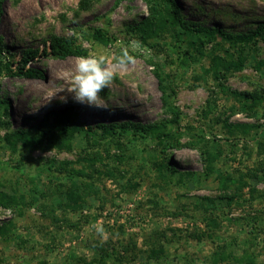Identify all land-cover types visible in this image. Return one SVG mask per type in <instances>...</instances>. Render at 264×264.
Masks as SVG:
<instances>
[{"label":"rangeland","instance_id":"374dc122","mask_svg":"<svg viewBox=\"0 0 264 264\" xmlns=\"http://www.w3.org/2000/svg\"><path fill=\"white\" fill-rule=\"evenodd\" d=\"M80 1H2L0 98L8 100L9 112L0 111V138L8 131L35 129L47 113L67 106L95 134L87 139L75 133L65 144L45 142L14 153L0 141V181L26 202L18 211L0 207V226L12 222L0 235V264H210L219 245L236 254L249 248L257 264H264V39L245 45L244 68L230 73L221 88L210 72L211 56L237 58L238 44L220 36L179 67L176 54L187 50L192 38L178 39L166 29L145 41L134 28L148 15L145 0L118 5L92 0L87 9ZM174 1L192 25L227 33L264 25V0ZM95 27L117 41L110 46L94 41ZM54 35L75 37L86 56L103 58L113 70L106 95L98 93L100 107L72 97L63 102L56 95L55 88H62L60 70H74L82 55L38 56L29 65L41 70L42 78L8 73L7 60L16 68L25 50L42 49ZM124 49L135 63H118ZM159 66L173 82L165 93L155 75ZM246 92L261 98L253 104ZM125 122L164 124L174 141H165V147L156 136L102 132L105 124ZM240 123L253 127L231 130ZM205 147L218 156L217 173L232 175L238 189L224 187L215 175L179 180L180 173L205 170ZM69 188L80 195L77 209L66 195ZM213 219L216 226L209 222ZM158 246L166 253L151 259L149 251Z\"/></svg>","mask_w":264,"mask_h":264},{"label":"trees","instance_id":"16d2710c","mask_svg":"<svg viewBox=\"0 0 264 264\" xmlns=\"http://www.w3.org/2000/svg\"><path fill=\"white\" fill-rule=\"evenodd\" d=\"M2 1L3 0H0V22L3 13ZM121 1L122 0H116L115 5H118ZM145 1L148 4V15L136 26H134L136 30L141 31L143 36L142 38L145 39V41H147L150 37L159 36L161 33L165 32L166 29L174 31L177 34L178 39H181L182 34L192 38L190 39V43L185 48L187 50H179L178 54H176L175 62L179 67H182V65L188 63L189 58L190 60L195 59L196 56L193 54V52L197 51L198 54H203V47L220 36H222L227 41H230L236 45L238 44L239 54L237 58H233L231 56L225 57L216 52H214L211 56L210 72H212L213 77L217 80L218 85L221 88L225 87L223 80L226 79L230 73L244 68L247 60L245 45H248L251 41H253V39L257 37L264 39V25H259L258 28L252 32L249 31L241 33H227L220 27L207 29L202 26L192 25L190 22L184 20L180 8L177 6L174 0ZM91 2L92 0H81L80 7L87 9L91 5ZM90 35L94 41L106 46H110L115 41H117L116 38L110 36L101 28H93L92 32H90ZM0 51H3L1 47ZM46 54H52L62 59H66L69 56L87 55L85 50L77 45L75 37L54 35L44 43L42 49L36 48L25 50L21 56V65L19 61L16 62V68H13L14 60H7L5 64L6 69L10 75L27 78H42L45 76L44 73L35 67H31L29 63L38 56ZM155 75L158 77L159 85L164 93L167 91V88L172 87V78L165 72L164 68L159 66L155 71ZM99 93L100 95L104 96L107 93V89L104 88ZM243 95L249 96L253 104L261 98V95H259L257 92H246L243 93ZM6 104H8V100L0 98V111L3 114H8L9 112V107ZM4 124L9 126V122H4ZM252 127L253 126L251 124L240 123L235 127L231 126V130L233 131V128H235V130L249 132ZM164 128V124L140 125L131 122H125L118 126L105 124L102 126V132L106 136L115 133L116 131L114 129H124L127 132H133L135 134L140 133L142 136H156L159 142L167 147L164 142L171 140L172 144L174 139L171 138L172 133L169 130H164ZM75 133H81L82 137H86L88 139L89 137L94 136L95 130L92 128H85L82 123L78 122V118L70 109V107L67 106L59 111L47 113L45 117H43L38 122V125L35 129L20 128L14 131H8L2 138H0V141L7 143L8 147L14 153L20 149L29 151V149L42 146L45 142L50 146H58L61 143L65 144ZM177 143L180 144L179 141ZM23 155L24 154L22 153V157H24ZM201 155L205 163V170L201 173H180L179 180L185 178L186 176H204L207 178L215 175L220 179L224 187L227 188L230 184H233L235 188L238 189L239 186H237L238 184H236V181L232 175H224L219 172L217 173L215 162L217 161L218 156L216 152H213L211 149L205 147L201 149ZM15 168L18 169L19 167L16 165ZM158 168L159 171H161L164 168V165L159 164ZM20 171L21 173H24V170L21 168ZM222 175H224L223 178ZM66 195L73 201L71 207L73 209L79 208L80 195L77 193V191L74 188H69ZM203 198L211 199L207 196H203ZM24 204L26 205V202L22 194L19 196L17 193H10L4 190V186L0 181V207L12 208L13 210L18 211L19 207L23 206ZM213 220L215 223L213 221L209 222L216 226L217 221L215 219ZM11 226V221L1 225L0 235L6 234ZM246 249L247 250H245V252L236 254L232 252V250L227 251L226 247L219 245L210 255V264H257L258 261L256 254L250 251L249 248ZM165 253L166 250L163 247L158 246L152 248L149 251V257L151 259H159L162 258Z\"/></svg>","mask_w":264,"mask_h":264},{"label":"clouds","instance_id":"9594fccd","mask_svg":"<svg viewBox=\"0 0 264 264\" xmlns=\"http://www.w3.org/2000/svg\"><path fill=\"white\" fill-rule=\"evenodd\" d=\"M133 50H135V43H133ZM118 63L132 64L135 63V58L129 54L128 49H124L122 56L118 57ZM113 75V70L104 64L103 58L98 60L95 57L84 56L77 59L75 69L70 71L69 84L66 83V77L62 83L68 85L66 90L71 94L73 101L89 108H97L100 107L97 103L98 93L107 87ZM60 99L67 102L66 97H60Z\"/></svg>","mask_w":264,"mask_h":264},{"label":"bare ground","instance_id":"6f19581e","mask_svg":"<svg viewBox=\"0 0 264 264\" xmlns=\"http://www.w3.org/2000/svg\"><path fill=\"white\" fill-rule=\"evenodd\" d=\"M63 74V80L64 81V77H66V83L69 84V73L70 71H72L71 69H69V71L67 70H60ZM68 87V85L65 86V84L62 83V88H56V91L58 92L56 95L60 98V97H66L67 100H69L71 98V94L67 92L66 88ZM60 89V90H59ZM64 89V90H63Z\"/></svg>","mask_w":264,"mask_h":264}]
</instances>
